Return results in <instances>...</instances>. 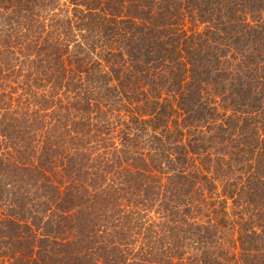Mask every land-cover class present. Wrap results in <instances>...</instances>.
I'll return each mask as SVG.
<instances>
[{
	"label": "trees",
	"instance_id": "16d2710c",
	"mask_svg": "<svg viewBox=\"0 0 264 264\" xmlns=\"http://www.w3.org/2000/svg\"><path fill=\"white\" fill-rule=\"evenodd\" d=\"M0 264H264V0H0Z\"/></svg>",
	"mask_w": 264,
	"mask_h": 264
}]
</instances>
